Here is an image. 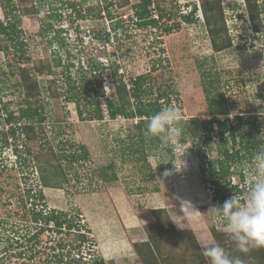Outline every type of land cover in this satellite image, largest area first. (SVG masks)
<instances>
[{"label": "rangeland", "instance_id": "rangeland-1", "mask_svg": "<svg viewBox=\"0 0 264 264\" xmlns=\"http://www.w3.org/2000/svg\"><path fill=\"white\" fill-rule=\"evenodd\" d=\"M123 1L0 0V22L20 19L0 38V264H82L74 260L79 255L81 262L142 264L133 242L147 240L156 208H163L172 222L161 238V257L167 256L168 264H196L185 259L180 232L190 229L203 246L213 241L210 227L226 231L212 209L222 204L213 199L206 178V161L216 157L221 140L216 132L206 138L202 123L195 121L196 116L211 118L208 99L213 94L220 93L231 106L229 114L218 117L235 125V146L255 147L250 152L242 148L244 158L232 164L229 176L241 189L237 197L245 199L253 156L264 149V30H252L243 0H220L232 46L215 51L202 0H155L171 12L158 27L139 24L134 14L139 0ZM259 3L264 23V0ZM194 4L188 22L182 15ZM155 9L151 5L154 18ZM175 24L178 29L165 32V26ZM46 60L53 73L35 74L32 65ZM92 62L111 63L124 81L147 74L144 101L167 91L168 99L159 100L162 107H175L182 114L183 130L175 142L151 141L145 130L140 141L135 119L109 118L105 99L116 97L109 70L91 72ZM19 66H27L38 81L40 93L30 100L38 112L34 121L7 122L9 112L17 116L25 107ZM96 75L103 80V119H81L76 101L66 98L69 85L85 80L90 93L89 80ZM236 115L255 119L242 118L237 124ZM32 121L35 139L21 129L22 123ZM250 126L251 137L240 136ZM222 139L231 146L228 134ZM71 154L78 158L71 160ZM49 159L59 164L58 174L61 168L66 175L59 178L60 188L41 187L38 164ZM103 173L115 180L104 179ZM40 187L42 199L37 196ZM28 189L31 199L26 197ZM52 208L79 222L88 241L80 244L72 232L40 230L43 222L30 220L31 211L47 213Z\"/></svg>", "mask_w": 264, "mask_h": 264}, {"label": "trees", "instance_id": "trees-1", "mask_svg": "<svg viewBox=\"0 0 264 264\" xmlns=\"http://www.w3.org/2000/svg\"><path fill=\"white\" fill-rule=\"evenodd\" d=\"M128 0H124L123 4L127 3ZM244 6L249 17L250 26L255 32H263L264 23L262 18L263 8L261 7L259 0H243ZM151 5H154L155 10L157 11V17H152ZM134 14L137 20H140L139 24L143 25H153L158 27L159 20L163 17L171 15V12H167L164 7H161L158 2L155 0H139L138 3L134 5ZM220 0H202L201 10L204 17V24L211 42V46L215 51H221L228 47L232 46V39L228 34V29L225 25V16L222 9ZM196 11V5L192 6L189 14L182 15V17L188 22L193 18V13ZM15 23L4 24L0 22V38L1 35H9L10 31L15 29L17 21ZM179 24L167 25L164 27L165 32H170L171 30L178 29ZM19 30L16 29V33ZM21 43V42H20ZM1 44V43H0ZM0 50H2L0 45ZM60 64V60L56 62ZM51 64V65H50ZM91 72L109 70V75L111 77L112 86L114 93L116 95L113 99L106 98V111L111 119H115L118 116H121L126 119H135V127L139 130L138 138L140 141L144 140L143 130L146 128V122L150 117L158 112L162 108V103L159 102L160 99L165 97L168 99V92L165 90H159L156 97L153 100L144 101L143 96L148 94V89L145 86L147 82V74L141 73L135 77L129 78L127 81L123 80V77L118 73V69L113 67L112 64H103L101 62H92L89 64ZM19 75L20 80L18 81L19 86L24 91V97L22 103L25 104V107H22L18 111V115H13L12 112H9L6 121L12 122L13 120H33L34 116L37 115L38 108L32 107L30 100L37 98L40 93V88L38 81L30 73V69L27 66H19ZM32 69L35 74H52L53 67L52 63L49 60L41 61L40 63H35L32 65ZM95 78L89 80L91 82V92L86 88L85 80H83L78 85L74 83L69 85L70 87V96L66 97L67 99L76 101V110L81 119L87 120H101L103 119V110L100 107V99L104 97L103 89V80L98 78L97 75ZM68 79H70L68 77ZM72 82V81H71ZM49 89V87H48ZM73 89V91L71 90ZM172 92V90H170ZM175 92V89L174 91ZM80 101H83L80 103ZM209 102V111L211 115L209 119H199L200 117L196 116L195 121L202 123V128L204 129V134L206 138H210L212 132H216L220 140L217 143V155L212 159L206 161V178L213 186V199L220 201L221 204L227 199H229L233 194L240 196L241 189L238 184H232L229 176L232 175L231 168L232 164H236L244 158L242 155V148L245 151L255 148L252 144H244L242 147H236V133L234 132L235 125H232L228 118H220L218 115H227L231 112V106L226 101V99L220 93L213 94L208 99ZM17 117V118H16ZM16 118V119H15ZM242 118H254L253 116L244 117V115H236L237 124H239ZM44 119L43 116H39L38 120L41 121ZM34 121V120H33ZM25 122L22 123L21 129L23 133L27 134L29 139L37 138V132L34 129V122ZM246 136L251 137L253 134L252 126L246 128ZM229 135V140L231 146H227V141L222 139L224 135ZM146 134V133H145ZM147 136V135H146ZM155 138L151 139L154 141ZM249 143V142H248ZM134 150H138L137 148ZM37 156V155H36ZM53 158V154L50 155V158ZM78 156L76 154H71L70 159L76 160ZM56 159V160H55ZM53 160L57 161L58 158L54 157ZM58 163V162H55ZM59 165V164H58ZM56 165V166H58ZM50 159L46 161V164L39 163L38 171L40 172L39 179L41 181V187H57L62 186L60 182V177L62 179L66 178L62 169L56 167ZM49 171V173H48ZM241 176L240 182L243 180V172H240ZM104 179L115 180V176H107L106 173H103L102 176ZM59 179V181H58ZM241 183V184H242ZM17 186V184H16ZM40 189L37 190V196L42 199L43 192ZM16 188V187H15ZM28 194V196H27ZM30 189L26 190V197L31 199ZM241 200L244 197H238ZM25 202V201H24ZM33 202V201H32ZM25 204L22 207L24 208ZM155 221L151 225L150 229L147 232V240L141 242H133V249L135 250L137 256L140 258L142 264H168V257L166 256L163 259V255L160 252L161 248V238L164 233H166L172 227L171 219L164 216L165 210L163 208H156L153 210ZM18 217H22L16 212ZM32 217L29 219L34 222H43L40 230H44V227L50 228L56 233L62 232H72L76 233V238L81 242L88 241L85 231H81L79 222L73 220L71 215L62 210L50 209L47 213H42V211H31ZM180 232V231H179ZM210 232L213 237V240L220 243L225 247L230 254L238 255L234 243L228 238L226 231L218 230L215 226L210 227ZM181 237H184V257L186 260L194 262L196 264H207L206 258L202 255V246L199 245L196 240L193 232L188 229L181 231ZM81 256L75 261L79 260V263L87 264L88 261H80ZM167 260V261H166ZM89 264H105L103 260L100 259L99 263L96 260L91 261ZM248 264H264V250H256L251 253V258L248 260Z\"/></svg>", "mask_w": 264, "mask_h": 264}, {"label": "clouds", "instance_id": "clouds-1", "mask_svg": "<svg viewBox=\"0 0 264 264\" xmlns=\"http://www.w3.org/2000/svg\"><path fill=\"white\" fill-rule=\"evenodd\" d=\"M182 130L181 112L164 106L147 120L145 133L149 139L168 145L175 142ZM252 167L245 199L233 194L222 205L212 208L239 254L232 255L220 243L208 241L202 246L207 264H248L253 251L264 250V149L254 154Z\"/></svg>", "mask_w": 264, "mask_h": 264}, {"label": "crops", "instance_id": "crops-1", "mask_svg": "<svg viewBox=\"0 0 264 264\" xmlns=\"http://www.w3.org/2000/svg\"><path fill=\"white\" fill-rule=\"evenodd\" d=\"M114 248L116 249V247H114ZM114 248H113V249H114ZM115 249H114V250H115ZM114 250H112V252H114ZM116 251H117V250H116ZM117 254H119V253H117Z\"/></svg>", "mask_w": 264, "mask_h": 264}]
</instances>
